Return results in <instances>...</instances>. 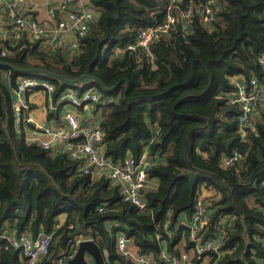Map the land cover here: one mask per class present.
Instances as JSON below:
<instances>
[{
    "label": "trees",
    "instance_id": "trees-1",
    "mask_svg": "<svg viewBox=\"0 0 264 264\" xmlns=\"http://www.w3.org/2000/svg\"><path fill=\"white\" fill-rule=\"evenodd\" d=\"M226 1L212 31L195 19L189 34L161 39L150 54L124 49L141 29L164 21L166 0H90L99 15L73 60L27 39L2 56L9 42L0 38V264L25 260L1 237L5 231L32 237L54 232L44 264H54L78 235L97 244L105 264H139L119 250L120 234L150 259L167 249L197 263L196 243L181 215L193 214L203 187L221 195L213 200L214 216L234 218L224 254L209 256V264H258L264 258V113L243 134L240 108L229 98L233 76L264 75V0ZM85 75L92 78L65 80ZM24 77L52 82L55 100L69 88L81 93L94 87L110 101L94 104L105 155L121 165L147 154L146 211L125 201L105 175L85 172L68 154L29 141L26 121L16 127L13 91ZM235 153L244 155L242 163L224 167L222 159ZM153 180L156 188H150ZM212 228L200 231L204 239Z\"/></svg>",
    "mask_w": 264,
    "mask_h": 264
},
{
    "label": "built area",
    "instance_id": "built-area-1",
    "mask_svg": "<svg viewBox=\"0 0 264 264\" xmlns=\"http://www.w3.org/2000/svg\"><path fill=\"white\" fill-rule=\"evenodd\" d=\"M30 1L26 5L28 0H0V16L4 17L8 24L2 37L9 42V48L2 51V56L11 55L13 48L27 39L29 42H38L41 49L52 53L66 52L71 60L78 58L82 47L81 39L87 35L98 18V11L90 0H42L41 3L37 0ZM166 2L164 21L141 29L135 42L129 43L124 50L150 54L151 46L161 39L172 37L175 33L189 34L195 19L206 30L212 31L227 6L226 0H166ZM41 6L44 7V16H35V11ZM26 7L27 13L24 14L23 9ZM259 62L264 69V54L259 58ZM231 81L234 90L229 98L231 103L237 104L240 108L238 120L244 134L245 129L251 126V118L255 110L264 107V75L249 79L236 75ZM34 89L44 90L52 97L56 91L55 85L48 80L21 78L17 88L14 89L13 100L17 128L21 127L26 112L30 110L28 93ZM109 102L101 99L99 91L94 87L81 94H78L74 88L65 90L54 100L55 107L64 111V122L56 128L54 139L60 142L59 151L68 154L73 160L82 162V169L85 172L93 168L97 175H105L114 184H118L123 199L144 212L147 210V205L141 191L146 186L147 169L151 164L146 157L147 154L145 153L138 161L129 156L121 165L113 163L105 155L104 132L101 126L83 123L76 110L78 106L89 103L96 105ZM26 120L30 121L31 118ZM41 144L45 148L52 147L51 142L48 141ZM243 160L244 155L235 153L231 157H224L222 164L228 168L237 167ZM220 197L216 190L209 198L199 196L193 214L183 223L190 230L191 238L196 243L197 263H192L188 254L182 255L179 259L175 253L167 249L161 251L158 260L150 259L139 252L134 253L130 250L129 240L122 234L118 238L119 250L135 258L139 264H209L207 261L209 256L220 258L224 254L221 246L234 224V218L229 213L220 212L214 216L213 200H218ZM211 225L212 231L207 232V237L204 239L200 231L205 227L207 231ZM59 226L60 224L56 225V229ZM10 233L13 236H10ZM10 233L5 231L1 237L8 239L11 246L23 252L24 264H44L52 244L56 241L54 232L40 233L36 237L27 233L21 235H17L14 231ZM82 241L86 240L81 235L69 239L65 249L53 259L54 264H68V261L76 256ZM106 260L109 262L108 257ZM258 262L264 264V258ZM212 264L219 263L213 261Z\"/></svg>",
    "mask_w": 264,
    "mask_h": 264
},
{
    "label": "crops",
    "instance_id": "crops-1",
    "mask_svg": "<svg viewBox=\"0 0 264 264\" xmlns=\"http://www.w3.org/2000/svg\"><path fill=\"white\" fill-rule=\"evenodd\" d=\"M39 3L42 2V0H37ZM31 1L28 0L26 5H28ZM38 3V4H39ZM25 7V6H24ZM23 13H27V7L23 9ZM35 16L43 17L44 16V7H38L35 11ZM99 15V14H98ZM8 27L7 21L4 17L0 16V38L2 39V36L4 35L5 28ZM66 54V52H63ZM75 91L78 94L80 89L74 88ZM14 96V91H13ZM54 97L50 96L46 91L41 89H34L29 91L28 93V101L30 104V110L26 112V118L25 122V130L26 135L29 138V141L34 142H44L48 141L51 142L52 148L54 151H59L60 142H58L56 139H54V132L56 131V128L61 125L64 122V111L62 108H56L54 103ZM79 117L83 123L88 124H99L101 121V112L97 110V108L94 106V104L89 103L84 106H78L76 108ZM27 118H31V120H26ZM23 121V122H24ZM27 124V125H26ZM152 183H154V186L151 187ZM158 185L156 180H153L150 182V188H156ZM213 189L203 187L201 189L200 196L204 198H209L213 195ZM67 218V214L63 213L59 216V221L63 223ZM187 220V216L185 214L181 215V222L184 223V221ZM10 233V232H9ZM10 236H13L12 233H10ZM130 250L132 252H138L135 247H132L130 245ZM85 260L87 264H95L94 258L89 255L85 254Z\"/></svg>",
    "mask_w": 264,
    "mask_h": 264
},
{
    "label": "water",
    "instance_id": "water-1",
    "mask_svg": "<svg viewBox=\"0 0 264 264\" xmlns=\"http://www.w3.org/2000/svg\"><path fill=\"white\" fill-rule=\"evenodd\" d=\"M2 63V62H0ZM92 77L90 76H83L80 79H76V80H70V79H66V81L70 82V83H79L81 81H83L84 79H90ZM127 81V86H128V79L124 78ZM100 84L103 86V82L100 81ZM144 189L141 191V194H144ZM85 254H89L94 258L95 264H105L104 260H103V255L102 252L100 250V248L97 246V244L93 241V240H86V241H82L80 243L79 246V250L77 251L76 256L73 259H70L68 261V264H87L86 260H85Z\"/></svg>",
    "mask_w": 264,
    "mask_h": 264
},
{
    "label": "rangeland",
    "instance_id": "rangeland-1",
    "mask_svg": "<svg viewBox=\"0 0 264 264\" xmlns=\"http://www.w3.org/2000/svg\"><path fill=\"white\" fill-rule=\"evenodd\" d=\"M122 51H119L118 52V56L122 55ZM263 113H264V107H261V109H256L255 110V113L253 114L252 118H251V127H255V122L258 120V119H262V116H263ZM254 129V128H253ZM100 174V173H99ZM154 186V183H152L151 187ZM213 194H214V191H213Z\"/></svg>",
    "mask_w": 264,
    "mask_h": 264
}]
</instances>
